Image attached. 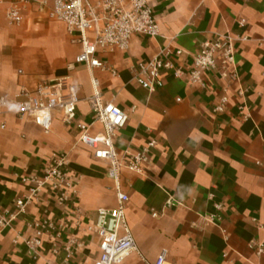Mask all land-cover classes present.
<instances>
[{
	"label": "crops",
	"instance_id": "obj_1",
	"mask_svg": "<svg viewBox=\"0 0 264 264\" xmlns=\"http://www.w3.org/2000/svg\"><path fill=\"white\" fill-rule=\"evenodd\" d=\"M9 1L0 6V95L11 98L68 77L80 100L72 123L53 111L48 132L11 111L0 113V216L10 219L0 226V264L97 261L96 211L115 207L117 196L108 163L93 158L75 125L102 131L89 102L95 91L128 114L114 138L118 151L156 142L144 175L121 176L137 250L119 264L152 263L162 250L167 264H264V252L258 253L264 242V0H149L158 35L134 34L127 50L97 53L116 75L71 65L82 45L71 43L65 24L49 17L52 0H30L17 27L5 17ZM222 35L234 39V78L205 71L202 86L163 69V84L152 91L134 80L137 64L162 49L171 51L175 67L188 70L200 45ZM53 155L67 159L78 178L77 195L59 205L46 188L21 209L17 200L34 187L29 178L42 177ZM43 221L54 227L42 232L35 254L26 241Z\"/></svg>",
	"mask_w": 264,
	"mask_h": 264
},
{
	"label": "built area",
	"instance_id": "obj_2",
	"mask_svg": "<svg viewBox=\"0 0 264 264\" xmlns=\"http://www.w3.org/2000/svg\"><path fill=\"white\" fill-rule=\"evenodd\" d=\"M29 1L7 2L5 17L10 26L17 27L22 24L21 11ZM4 4L5 0H0V6ZM48 15L51 19L65 24L71 43L82 45V51L76 55L71 65L85 64L91 68L109 70L112 75H116L117 71L108 68L106 63L97 57L98 52L125 51L129 48L130 39L134 34L154 37L159 33L149 0H101L94 4L89 0H52ZM182 53L181 49L176 51L177 55ZM170 54L169 49H162L159 57L138 63L134 69L136 83L149 91L154 90L163 84V69H173L176 78H187L188 81L202 86V74L205 71L217 70L223 77H235L231 70L235 64L236 48L230 35H222L213 41L202 43L188 70L175 67L168 59ZM94 83L97 85V80H94ZM77 89L78 86L69 82L68 77L45 80L32 90L21 89L11 98L0 95V113L4 110L11 111L17 118L30 119L48 132L55 110L62 112L64 122L74 121L76 104L80 100ZM89 102L94 122L102 125V131L91 134L90 125L76 121L75 125L80 131L79 141L91 149L93 158L108 163L107 175L114 183L117 196L115 207H100L96 211L92 230L99 239V257L95 264H119L131 251L137 250L125 216V204L129 197L121 187V176L124 171L144 175L156 142L151 140L134 151L129 148L118 151L114 138L125 126L128 120L127 112L112 101H103L97 91L89 97ZM217 109L221 110L222 106L219 105ZM0 127L4 128L5 124L1 123ZM29 180L34 187L25 197L17 200L21 209L32 201H37L46 188H49L59 205H64L78 193V178L70 172L67 159L63 156L53 155L43 176H33ZM167 203L170 204L171 199H168ZM213 217L214 215L210 216ZM9 222L10 219L0 216V226H6ZM34 227L36 235L27 240L26 244L37 254L42 243V232L54 226L49 221H43L36 222ZM263 252L264 242H261L258 245V253ZM148 264H167V251L162 250L156 260Z\"/></svg>",
	"mask_w": 264,
	"mask_h": 264
}]
</instances>
